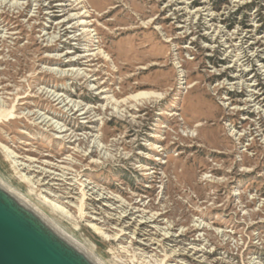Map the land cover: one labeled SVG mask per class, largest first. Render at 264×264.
Returning a JSON list of instances; mask_svg holds the SVG:
<instances>
[{
	"label": "rangeland",
	"instance_id": "1",
	"mask_svg": "<svg viewBox=\"0 0 264 264\" xmlns=\"http://www.w3.org/2000/svg\"><path fill=\"white\" fill-rule=\"evenodd\" d=\"M0 180L106 264H264V0H0Z\"/></svg>",
	"mask_w": 264,
	"mask_h": 264
},
{
	"label": "water",
	"instance_id": "2",
	"mask_svg": "<svg viewBox=\"0 0 264 264\" xmlns=\"http://www.w3.org/2000/svg\"><path fill=\"white\" fill-rule=\"evenodd\" d=\"M0 264H91L37 212L0 187Z\"/></svg>",
	"mask_w": 264,
	"mask_h": 264
},
{
	"label": "bare ground",
	"instance_id": "3",
	"mask_svg": "<svg viewBox=\"0 0 264 264\" xmlns=\"http://www.w3.org/2000/svg\"><path fill=\"white\" fill-rule=\"evenodd\" d=\"M3 1V0H2ZM83 2V0H79V4H81ZM89 11H85L84 12V14H87ZM83 18H85V17H83ZM85 23V27H88L89 26V23L86 21V20H83L82 21V24L81 25H83ZM89 30L86 28V31L85 32H88ZM244 40V39H243ZM104 53V52H103ZM108 56V55H107ZM59 74H60V72H59ZM63 76L65 75V71H63ZM67 76V75H66ZM69 76V75H68ZM50 96V95H49ZM55 96V97H54ZM58 96V94L57 95H54V94H52V97H54V100L56 99V100H60V98H61V96L60 97H57ZM160 96V94H158V93H155V92H149V91H141V92H138V93H135V94H132V95H130L129 97H127L126 99H125V101L127 100H134V101H141V100H143V99H153V98H158ZM51 97V98H52ZM53 100V101H54ZM62 100V99H61ZM66 101V99L65 98H63V100L61 101V102H65ZM67 105V104H66ZM85 114V113H84ZM40 115V114H39ZM42 117H43V115H42ZM47 119H44V121H46ZM43 121V122H44ZM56 128H58L57 126H56ZM62 127H59V129H61ZM63 132V131H62ZM3 148H4V150L5 151H7L8 153H9V155L12 157V158H17V157H15V151L14 150H12V149H10L8 146H6V145H4L3 146ZM17 156V155H16ZM35 159V158H34ZM31 162L34 164L35 162H37V160H33V158L31 159ZM50 164V163H49ZM21 165V164H20ZM32 167H36V164L35 165H28V166H25V168H28L29 170H33V169H31ZM63 168V166H59V168ZM66 167V166H65ZM56 168V167H55ZM35 172V171H34ZM42 174L43 173H45V176H47L46 174H48V173H51L50 171H47V170H45V169H42L41 171H40ZM52 174V173H51ZM35 176H34V178L32 179L30 176H27V180L29 181V182H32V183H34V184H40L41 182V179H38V180H36L35 181ZM44 180V179H43ZM57 180H61V179H57ZM0 182L2 183L1 185H4L5 187H6V190L8 191V192H10L11 194H13L18 200L20 199V197H23L24 195L22 194V192H20L18 189H16V188H14V187H12L11 185H9V184H5V183H3L1 180H0ZM60 185V186H62L63 184H61V183H53V185ZM51 196V195H50ZM46 203H48L49 204V206H50V208L54 211V212H60L61 214H66V216L67 217H71V216H73L72 214H71V212L69 211V210H67L66 209V207L65 206H63V205H61L59 202H57L56 200H54V199H50V198H48V197H45V200H44ZM43 204H44V202H43ZM28 207H30L32 210H34L35 212H36V207H33V205H31V204H29L28 205ZM137 206H135V208H136ZM126 208H124L123 210H122V214H121V212H120V217L117 219V221H122L124 218H127V217H125L126 215L125 214H127V211L125 210ZM37 211H38V209H37ZM144 211V210H143ZM124 212H125V214H124ZM53 213V212H52ZM154 213V212H153ZM37 214H39L40 215V217H42L44 220H45V222H47L51 227L53 226L54 228V230L55 231H57L58 233H60V234H62L59 230H57L56 229V227L54 226V222L53 221H51V220H49L47 217V214L45 215L44 213H42V212H40V210L37 212ZM130 215H134L133 213H131ZM145 217V216H144ZM143 217V218H144ZM159 217H160V215H158V213H155V215H152V216H150V219H154V222H157V220L159 219ZM48 220H47V219ZM147 218V217H146ZM115 219V218H114ZM145 219V218H144ZM149 219V218H148ZM94 220H96V219H94ZM92 225V227H94V229L96 230V232H98L99 234H101V235H103L104 237H107V238H110L111 240H113L114 238H113V234H111L107 229H104L102 226H99V225H97L96 224V222L95 223H92L91 224ZM172 226L170 225L169 227H168V229H170ZM76 231V230H75ZM71 236V235H70ZM70 236H66L65 234H63V238H65L73 247H75V248H77L79 251H81L87 258H88V260L91 262V264H106V262L105 261H103L100 257H98L97 256V254H96V249H95V245L94 244H90V243H88V242H86V243H84V245H85V248L84 247H81L78 243H77V241L76 240H74L72 237H70ZM165 236H167V234L165 235ZM90 239V238H89ZM91 242V241H90ZM146 249H144V253H143V256H144V259H145V263L146 264H158V258L156 257V256H154V255H152V254H148V252L147 251H145ZM128 251V250H127ZM114 261V260H113ZM110 264V263H109ZM112 264H120V263H118V262H112Z\"/></svg>",
	"mask_w": 264,
	"mask_h": 264
}]
</instances>
